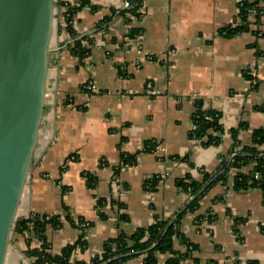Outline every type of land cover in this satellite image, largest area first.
Here are the masks:
<instances>
[{"label":"crops","instance_id":"0c3cea01","mask_svg":"<svg viewBox=\"0 0 264 264\" xmlns=\"http://www.w3.org/2000/svg\"><path fill=\"white\" fill-rule=\"evenodd\" d=\"M88 1L75 17L78 37L93 42L83 60L70 51L73 39L59 24L53 32L44 111L16 213V219L59 217L61 228L46 229L52 254L83 231L86 247L73 254L83 262L98 255L105 240L182 211L189 196L181 180L214 172L233 146L231 129L245 124L238 132L242 144L251 142L254 129H264V18L256 27L251 15L250 30L233 36L222 31L236 24L244 0H143L140 19L127 24L116 14L103 29L98 23L112 9L119 12L122 0ZM130 27L140 28L139 35L130 38ZM247 70L259 81L256 89ZM197 99L219 112L225 130L219 145L192 136ZM146 143L153 150H145ZM127 156L134 160L124 163ZM154 176L161 180L150 190L146 183ZM231 187L218 182L208 188L198 210L184 215L181 231L202 261L226 264L234 257L238 264H264L261 192ZM99 199H105L104 219ZM198 215H210V221L198 223ZM28 237L13 226L4 264H32L25 254ZM40 244L30 239L31 248ZM167 257L160 255L157 264ZM140 263L135 258L127 264Z\"/></svg>","mask_w":264,"mask_h":264},{"label":"trees","instance_id":"16d2710c","mask_svg":"<svg viewBox=\"0 0 264 264\" xmlns=\"http://www.w3.org/2000/svg\"><path fill=\"white\" fill-rule=\"evenodd\" d=\"M130 7L127 10L112 9L110 15L104 17L97 25L98 29H103L116 14L123 18L128 24L132 18L140 19L142 14L141 7L143 0H128ZM263 0L241 1L238 5L237 22L233 27H225L222 31L225 36H233L244 31H249L251 27L250 16L253 15L254 24L259 27L264 18ZM89 5L88 0H56L58 8V17L63 18L59 23V29H64L73 39L70 44V51L73 52L79 60H83L91 49L93 43L90 37H78V31L75 27V17L84 6ZM258 35L259 30H252ZM140 28L130 27L128 34L130 38L138 36ZM244 76L252 84V89H256L259 81L244 72ZM264 109V104L262 106ZM219 112L211 108H205L201 100L194 101L193 122L194 130L192 136L201 140L203 145H219L225 132L221 125ZM245 128L244 123L230 130V137L233 140V146L228 155H222L220 162L214 172L209 173L204 170L200 172V177L195 179L191 174H187L180 183L182 190L191 198L186 202L182 211L175 213L168 219H156L148 227L138 228L132 234H120L116 237L104 241L101 252L91 258L90 262H83L73 259V254L77 249L84 250L85 240L82 239L83 231L80 237L72 244H67L59 254H52L46 241V229L49 226L52 229L61 228L62 224L57 215L30 214L26 218H18L14 223V232L26 234L28 249L25 251L27 257L32 258V264H127L135 258H140V264H157L160 255H167L165 264H219L218 260L202 261L197 255V246L192 243L181 231V223L184 215L195 213L199 207V201L208 188L221 182L228 184L231 182L232 189L247 190L257 188L260 190L264 202V129H254L252 131L251 142L242 144L238 139V132ZM153 144H145L144 149L153 150ZM134 160V156H127L124 163ZM252 165V166H251ZM248 169V167H250ZM161 180L160 176L152 177L146 185L150 190H154ZM105 199L97 201V212L100 219H104V212L101 211ZM119 208H123V203H117ZM70 222L73 221L67 217ZM124 216L121 217L123 219ZM211 216L198 215L196 221H210ZM91 223L89 222V225ZM37 238L41 244L37 248L29 246L30 239ZM179 241V248L175 247V242ZM231 263L238 264L237 259ZM246 264H259L256 261H248Z\"/></svg>","mask_w":264,"mask_h":264},{"label":"water","instance_id":"95a60500","mask_svg":"<svg viewBox=\"0 0 264 264\" xmlns=\"http://www.w3.org/2000/svg\"><path fill=\"white\" fill-rule=\"evenodd\" d=\"M55 0H0V264L45 106Z\"/></svg>","mask_w":264,"mask_h":264},{"label":"built area","instance_id":"2783aa9c","mask_svg":"<svg viewBox=\"0 0 264 264\" xmlns=\"http://www.w3.org/2000/svg\"><path fill=\"white\" fill-rule=\"evenodd\" d=\"M56 1V0H55ZM56 3V2H55ZM130 7V3H129V1L128 0H122V2H121V10H127L128 8ZM63 20V18H59L58 17V8L56 7V9H55V24H56V26H58V24L61 22ZM247 73H249V71L247 70ZM147 85V88L148 89H150V83H147L146 84ZM88 86H89V88H94V85L91 83V82H89L88 83ZM118 186H116V188H117ZM189 196V195H188ZM188 198H191V196H189ZM119 211L121 210V209H118ZM50 218V216H47V219H49ZM262 225H264V224H262ZM230 261H232V260H234V257H230V259H229Z\"/></svg>","mask_w":264,"mask_h":264},{"label":"rangeland","instance_id":"374dc122","mask_svg":"<svg viewBox=\"0 0 264 264\" xmlns=\"http://www.w3.org/2000/svg\"><path fill=\"white\" fill-rule=\"evenodd\" d=\"M56 2V1H55Z\"/></svg>","mask_w":264,"mask_h":264}]
</instances>
